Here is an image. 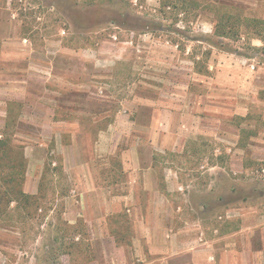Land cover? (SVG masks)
Returning <instances> with one entry per match:
<instances>
[{
    "label": "rangeland",
    "instance_id": "1",
    "mask_svg": "<svg viewBox=\"0 0 264 264\" xmlns=\"http://www.w3.org/2000/svg\"><path fill=\"white\" fill-rule=\"evenodd\" d=\"M161 1L0 0V133L33 199L0 201V264H160L155 237L170 264L264 260V0Z\"/></svg>",
    "mask_w": 264,
    "mask_h": 264
},
{
    "label": "trees",
    "instance_id": "2",
    "mask_svg": "<svg viewBox=\"0 0 264 264\" xmlns=\"http://www.w3.org/2000/svg\"><path fill=\"white\" fill-rule=\"evenodd\" d=\"M181 1L182 6L187 3V0H175ZM175 3L169 1H161V6L172 7ZM257 27L263 29V22L255 23ZM220 34V33H219ZM258 38L264 43V35L257 29ZM222 36V35H221ZM215 47L221 46L214 45ZM18 146L12 143L11 137L6 132L0 133V201H5V204H9L11 201H15L16 198L25 199L29 202L33 200L32 197L27 196L21 191V185L23 182L25 159L21 150H17ZM15 198V199H14Z\"/></svg>",
    "mask_w": 264,
    "mask_h": 264
},
{
    "label": "crops",
    "instance_id": "3",
    "mask_svg": "<svg viewBox=\"0 0 264 264\" xmlns=\"http://www.w3.org/2000/svg\"><path fill=\"white\" fill-rule=\"evenodd\" d=\"M150 132H152V131L150 130ZM139 147L140 146H136V147L134 146L132 148V150H135V152H136V149H138ZM151 162H152V159H151ZM136 165H137V167H136ZM143 167H147V166H142L140 163H134L133 166L130 169H128V170H130V171H132V173H134L136 171V169L140 170ZM149 167L152 168V166H148L146 169H148ZM132 173H129L130 177H132ZM134 182L135 181L130 182V184H133ZM153 193H155V192H153ZM87 197L89 199H91V200H95L96 201L97 198L99 197V194L97 193V191H92V192H90L87 195ZM156 197L157 196H154V198H156ZM107 199L110 200L109 197H107L106 200ZM112 199L115 200V201H119V202L121 201V203L124 201V205H127V204H129L130 200H136V197H135V195L132 192L128 191V192L124 193L123 195L115 196ZM107 203H108V201H107ZM108 215H109L108 207L106 208L105 213H104L103 208H102V210H101V221L104 220L105 217H107ZM76 219L77 218L74 219V221H73L74 223H75ZM74 223H71V224H74ZM94 225H95V223L93 221V226ZM155 239H156L155 242H152L151 241L152 238H147V242L149 244V252H150V254H156V255L159 254V255H161L162 258H160V259H162L163 261L160 264H170V261H171L170 259L172 257L177 259V258H180V257L184 256V255H180L181 253H183L182 251L181 252H179V251L178 252H174L175 246H174L173 241H169V240L165 239L164 241L159 242L157 237H155ZM92 244H93V246L95 248L98 247V248H100V251L105 252V254L107 253L109 255V251L106 249L104 243L103 244L102 243H92ZM133 244H134L135 248L139 247V243H133ZM208 247H210V246H208ZM231 251H233V250H231ZM261 251L262 250L259 249V248L256 249V248L252 247L251 250H250L251 258L250 257L246 258L245 256L238 257L237 258V264H247L248 260L251 261V264H264V260L262 261L263 257H262ZM121 252L123 253V259L125 261L124 264H127L128 258L130 257L129 256V248L128 249H127V247L125 249L123 248V249H121ZM175 254H179V255H175ZM163 256H165V257H163ZM207 260H211V257L209 256ZM229 260L230 259H228V263H229ZM207 262H209V261H207ZM105 263L106 264H114V262H112V261L110 263V260H108V259H106ZM207 264H210V263H207Z\"/></svg>",
    "mask_w": 264,
    "mask_h": 264
}]
</instances>
